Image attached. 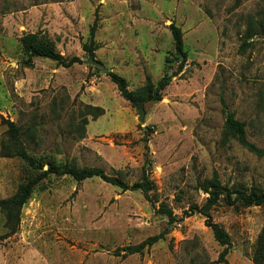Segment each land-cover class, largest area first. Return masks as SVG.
<instances>
[{
	"label": "rangeland",
	"instance_id": "rangeland-1",
	"mask_svg": "<svg viewBox=\"0 0 264 264\" xmlns=\"http://www.w3.org/2000/svg\"><path fill=\"white\" fill-rule=\"evenodd\" d=\"M95 18L97 49L89 56L82 44ZM172 23L186 58L175 53ZM27 34L81 63L64 68L34 58L26 68L19 39ZM89 58L124 78L130 91L146 75L157 83L184 66L161 101L143 105L139 123L109 77L85 64ZM223 111L264 149V0H0V145L8 120L21 127L35 157L98 168L128 186L142 175L154 184L146 199L99 178L45 179L14 234L6 235L0 212V264H220L224 247L205 219L195 210L183 214L205 203L198 184L216 173L231 193L264 190V158L224 137ZM29 175L20 158L0 157V200ZM160 203L174 221L157 213ZM210 215L229 235L227 264H253L264 207L229 205L223 193ZM159 234L141 254L121 256Z\"/></svg>",
	"mask_w": 264,
	"mask_h": 264
},
{
	"label": "trees",
	"instance_id": "trees-1",
	"mask_svg": "<svg viewBox=\"0 0 264 264\" xmlns=\"http://www.w3.org/2000/svg\"><path fill=\"white\" fill-rule=\"evenodd\" d=\"M97 27V18H95L90 26L88 39L82 44V51L87 53L89 56H93L94 51L97 49V45L94 40ZM169 30L172 35L175 53L186 58L183 51L181 30L173 23L169 25ZM255 33L256 32L254 30V34ZM252 36L253 32H248L246 38L250 39ZM19 45L26 56L22 62L23 66L26 68H31L33 66L32 59L34 58L47 59L64 68H70L81 63V60L78 57L65 58L61 56L55 51L53 43L50 40L38 37L36 34H27L22 36L19 39ZM183 66L184 63H180L176 71H174L171 75L163 76L157 83H153L150 76L146 75L143 85L132 91L127 89L124 78L111 71H108L107 76L116 86L120 97L128 102L132 107L136 108L139 105L143 106L145 103L161 101L162 91L170 84L174 77L182 72ZM96 70H98V68H96ZM223 112L225 114L223 124L224 137L226 139L229 138L236 141L242 148L251 152L255 156L264 158V149L256 147L253 143L247 140L245 134V124L236 120L233 113ZM85 124H87V120L83 119L81 124L82 127L85 126ZM3 125L6 127L5 133L7 138L1 142L0 157L20 158L26 163L30 171V175L26 181L17 187L14 194L0 200V212L4 217L3 226L7 230L6 235L8 236L17 231L20 223L22 208L31 197L33 191L40 183L51 176H68L76 182H82L91 178H99L101 181L118 187L122 191H140L146 199L148 198L149 193L154 189V184L145 175H142L139 182L128 186L118 178L107 177L103 171L98 168H78L68 164H56L44 157H35L34 155L29 154L26 146L24 145V138L22 139V137L25 133L22 132L21 127L8 120H3ZM26 139H29V136L26 137ZM44 166H47V168L44 169ZM198 188L207 195L205 203L201 207H191L189 210L184 211L183 214L186 217H189L195 210L205 219V226L211 230L215 241L218 242L220 246L224 247L219 254L217 262L220 264H227L226 256L228 254L230 238L227 232L219 224L212 221L210 210L217 205L223 193L225 194V200L229 205H234L236 202H239V204L243 207H264V190H251L249 193L237 190L234 193H231L228 189L221 185L216 173H213L209 179H205L199 183ZM232 195L235 196L232 198ZM157 213L165 215L170 221L175 220L171 209L164 203H160ZM161 238L162 234H159L147 238L145 241L136 246H127L123 249L125 253L121 256L141 254L144 249L151 247ZM116 255H120L118 251H116ZM251 261L253 264H264V224L256 238L251 254Z\"/></svg>",
	"mask_w": 264,
	"mask_h": 264
},
{
	"label": "water",
	"instance_id": "water-1",
	"mask_svg": "<svg viewBox=\"0 0 264 264\" xmlns=\"http://www.w3.org/2000/svg\"><path fill=\"white\" fill-rule=\"evenodd\" d=\"M85 64L100 69L101 73H103L104 75H107V73H108V69H106L101 63L97 62L93 58H89L88 60H86ZM136 110H137V114H138V117H137L138 122L143 123L144 122L143 106H141V105L137 106Z\"/></svg>",
	"mask_w": 264,
	"mask_h": 264
}]
</instances>
